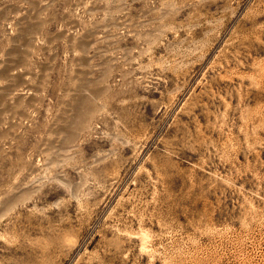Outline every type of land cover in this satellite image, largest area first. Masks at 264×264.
Listing matches in <instances>:
<instances>
[{
	"label": "rangeland",
	"instance_id": "rangeland-1",
	"mask_svg": "<svg viewBox=\"0 0 264 264\" xmlns=\"http://www.w3.org/2000/svg\"><path fill=\"white\" fill-rule=\"evenodd\" d=\"M0 264H264V0H0Z\"/></svg>",
	"mask_w": 264,
	"mask_h": 264
}]
</instances>
